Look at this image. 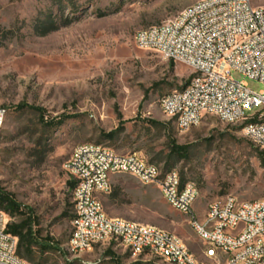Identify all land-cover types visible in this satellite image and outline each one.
<instances>
[{"label":"rangeland","instance_id":"obj_1","mask_svg":"<svg viewBox=\"0 0 264 264\" xmlns=\"http://www.w3.org/2000/svg\"><path fill=\"white\" fill-rule=\"evenodd\" d=\"M194 1L0 0V108L5 110L0 192L22 212L31 211L39 239H53L60 250L45 254L41 264L158 263L155 257L133 256L111 245L80 255L66 250L71 214L67 183L73 178L64 164L78 144L135 153L161 170L173 163L182 183L196 186L198 212L225 195L240 201L264 199V151L244 137L240 125L213 116L179 133L159 102L164 94L183 88L191 70L133 41L139 30ZM253 4L264 5V0ZM44 26L53 30L43 33ZM230 76L252 92L264 89L235 71ZM110 132L117 133L103 138ZM170 141L187 146V156L170 157ZM39 151L44 152L39 156ZM98 199L107 216L173 233L202 260V245L186 217L165 202L157 187L127 174L113 175L110 191ZM0 212L7 223L20 220ZM37 261L41 257L27 263Z\"/></svg>","mask_w":264,"mask_h":264},{"label":"built area","instance_id":"obj_2","mask_svg":"<svg viewBox=\"0 0 264 264\" xmlns=\"http://www.w3.org/2000/svg\"><path fill=\"white\" fill-rule=\"evenodd\" d=\"M133 41L191 70L186 85L159 102L161 113L179 133L213 116L240 125L244 137L264 151V89L252 92L230 76L235 71L264 85V5H254L253 0H196L139 30ZM252 109L257 111L246 114ZM4 115L0 108V127ZM64 169L75 182L65 243L73 255L111 245L133 256L155 257L157 264H264V199L240 201L225 195L198 212L196 186L182 183L176 170L163 173L135 153L117 154L94 143L76 145ZM118 174L158 188L165 202L186 217L202 245V260L173 233L107 216L98 195L110 191V178ZM6 225V215L0 212V264H29L17 256L16 238L6 232Z\"/></svg>","mask_w":264,"mask_h":264},{"label":"trees","instance_id":"obj_3","mask_svg":"<svg viewBox=\"0 0 264 264\" xmlns=\"http://www.w3.org/2000/svg\"><path fill=\"white\" fill-rule=\"evenodd\" d=\"M50 27V26H49ZM48 26L43 27V33L48 29ZM45 30V31H44ZM241 129V127H240ZM117 132H110L103 136L106 139H112ZM188 147L184 145H177L175 141L169 143V156L175 157L176 160L183 159L187 156ZM44 151H39L37 154L40 156ZM175 162V161H174ZM152 164V163H150ZM173 163L167 162L163 173L174 170ZM70 193L75 187V182H68ZM0 210L6 213L9 217H18L20 220L17 223H7L6 232L16 238V254L26 262L34 263L37 257H41V261L35 264H41L44 255L49 252H59L60 250L54 245L53 239L45 238L39 239L40 231L33 228V215L31 211L27 213L22 212L20 206L15 203L6 194L0 192ZM66 216V215H65ZM54 246V247H53Z\"/></svg>","mask_w":264,"mask_h":264},{"label":"crops","instance_id":"obj_4","mask_svg":"<svg viewBox=\"0 0 264 264\" xmlns=\"http://www.w3.org/2000/svg\"><path fill=\"white\" fill-rule=\"evenodd\" d=\"M111 179V178H110Z\"/></svg>","mask_w":264,"mask_h":264}]
</instances>
